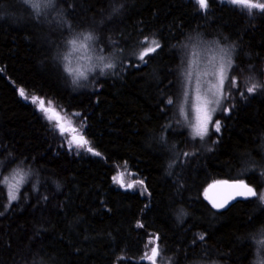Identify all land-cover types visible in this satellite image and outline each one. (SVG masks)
Wrapping results in <instances>:
<instances>
[{
    "label": "trees",
    "instance_id": "obj_1",
    "mask_svg": "<svg viewBox=\"0 0 264 264\" xmlns=\"http://www.w3.org/2000/svg\"><path fill=\"white\" fill-rule=\"evenodd\" d=\"M51 12L0 0V180L28 173L11 204L0 183V264H151L142 257L157 245L163 264H252L264 204L249 197L215 210L203 194L237 178L264 188V88L246 91L264 82V11L222 0L207 9L196 0H55ZM81 33L107 53L152 39L161 47L146 64L77 87L63 52ZM210 47L229 50L233 63L222 110L203 140L192 139L178 113L183 73ZM33 95L72 117L88 143L67 146ZM119 172L132 189L114 183Z\"/></svg>",
    "mask_w": 264,
    "mask_h": 264
},
{
    "label": "snow or ice",
    "instance_id": "obj_2",
    "mask_svg": "<svg viewBox=\"0 0 264 264\" xmlns=\"http://www.w3.org/2000/svg\"><path fill=\"white\" fill-rule=\"evenodd\" d=\"M230 3L234 5H241L244 7H247L249 9L255 8L260 9L261 11H264V3H258L253 2V0H229ZM197 3L199 4L201 9H207L208 7V0H197ZM39 7V5H36ZM95 37L91 34H78L74 36L72 39H69L67 43L71 45V49L73 52L81 51V52H87L89 49V42L93 41ZM141 45H145L148 43L147 38H144L142 40ZM152 46L151 47H144L142 51L139 52L138 59L146 64L147 60H145V57L148 56L150 53H154L161 47L160 43L156 39H152L151 41ZM221 53L220 56V63L219 66L215 70V74L218 76L219 83H213L210 85V87L201 88V81L199 77H197V83L194 88V94H190L187 88L182 87V103L179 105V114L181 117L184 118V121L187 124V127L190 129V135L192 139L200 138L201 140L204 139L205 136L209 133V124L212 123L213 114L217 111V107H212V105L219 106L222 102L223 98H226L224 96L223 92V86L225 84V81L228 80V69L232 66V60L229 56V53L226 49H220ZM225 57H228L225 59ZM83 58V57H82ZM64 60H68V56L65 55L63 57ZM88 59H91V57H88ZM97 59L104 61L107 59V57L103 55H97ZM115 67V65L111 62L105 63L104 68L112 69ZM64 71L71 75L73 73V68L71 66V63H67L64 65ZM103 71V69H101ZM207 75V73H204ZM80 76H83V73L79 74ZM185 79H191L192 73L190 71H186L183 73ZM237 81L233 77L230 81L231 85H235ZM264 88V82H253L250 86L246 88L247 93H254L257 91V89ZM19 95L22 98L28 99V97L25 95L24 90L21 88L19 90ZM243 96L244 94L241 93ZM31 103L35 104L37 107V110L42 112L45 116V118L49 121V123L52 122L53 117L56 118L57 121L60 120L59 115L55 112L52 101L49 100L47 102V106H45V100L41 97H38L36 95L31 96ZM168 104H173L174 101L172 99H168ZM49 113H52L51 115ZM75 115H79V113H76ZM215 131H220V122L217 120L215 121ZM56 128L59 129L61 135L66 131V129L63 127L62 124L57 123L55 125ZM163 139V137H161ZM73 141L76 142L77 147H79L82 143H88V141L84 138V135H81L78 139L76 137H73ZM73 141H69V145L71 146ZM89 152L93 151L92 147L88 148ZM95 155L99 156V152H95ZM185 155H189V153H185ZM171 167V165H169ZM28 177V173L24 172L22 169L14 170L11 177H3V180H0V183L6 184L7 186V193H8V200L9 204H11L12 201H15L18 199V192L20 190V187L25 183L26 178ZM113 180L120 183L121 187H124V184L118 180L117 177H113ZM136 184H142L143 181L137 180L135 182ZM217 183L227 185L228 188L232 189L233 192L231 195H229L224 201L217 203L215 201L212 202L214 208H223L228 203L230 199H234L235 196H242V197H254L257 198L261 203H264V192L258 193L257 190L250 186V183H245L243 179L237 178L233 182L229 181H218ZM134 185L132 183L127 184L128 189H132ZM147 191V189H145ZM185 215L183 209L178 210V216ZM139 227H142L143 225H138ZM262 233H264V229L261 230ZM158 239V237H157ZM200 239H203V236L201 235ZM151 243V242H150ZM258 244L261 246H264V240L257 241ZM123 259V257L119 258ZM142 259H147L151 262V264H163L164 257L161 255V249L159 246H154L151 248V254L145 255L142 257Z\"/></svg>",
    "mask_w": 264,
    "mask_h": 264
},
{
    "label": "rangeland",
    "instance_id": "obj_3",
    "mask_svg": "<svg viewBox=\"0 0 264 264\" xmlns=\"http://www.w3.org/2000/svg\"><path fill=\"white\" fill-rule=\"evenodd\" d=\"M222 1H229V0H222ZM47 13L52 14V12H47ZM74 36H76V35H74ZM74 36H71V38L69 37V39H72ZM95 44H96L95 40H93V41L89 42L90 46H89V49L87 52L77 53V52H73L71 49V45H69L66 42V47H65L64 52H63V57L65 55L68 56V60L63 59V65H65L67 63L72 64V62L74 60H76L79 57L84 56L86 54L90 55V56L103 55L105 57L111 58V62L114 63L115 67L110 69V70H107L106 73L103 75L98 70L94 71L92 74L89 75L88 82H90V80L92 82L94 79H101V78L107 76L108 74L112 73L114 70L119 69L122 66H127L132 61H139V59H138L139 52L142 51L144 47H151L152 46V44L147 45V46H142L141 48H139V50L137 52L136 51L132 52V51H128V50L127 51L126 50L121 51V50L111 49L107 53L105 51H102L98 47H96ZM220 49H224V48L216 49L215 47L214 48L210 47V48H206L200 52L193 53L191 55V59H190V62L188 64V71H190L192 73V78L186 79V81H185V88H187V90L189 91L190 94H194V88H195L196 83H197V77H199V79L201 81V88L202 89L210 87V85L213 83H216V84L219 83L218 76L215 74V70L219 66V63H220V56H221V53L219 51ZM227 51H228L229 56L231 58L230 51L229 50H227ZM227 58L228 57H225V59H227ZM204 73H207V75H205ZM77 87H80V86H77ZM223 92H224V86H223ZM182 99L183 98L181 97L180 103H182ZM223 100H224V98L222 99V102L219 106L212 105V107H217V111L213 114V117L216 113H218L220 110H222ZM180 103H179V105H180ZM45 106H47V102H45ZM53 108H54L55 112L59 115L60 120L57 121L56 118L53 117V120L50 124L54 127V129L58 133H60V131L58 128L55 127V125L57 123L62 124L63 127L66 129V131L63 133V135L67 141L66 142L67 146L72 147V148L76 147L77 145H76V142L73 141V137H76L78 139L81 135H83L82 131L74 125L73 118L68 117L62 109H60L59 107H56L54 105H53ZM40 113L43 115L44 119L49 123V121L45 118L44 114L42 112H40ZM49 114L51 115L52 113H49ZM179 117H180L181 121L187 126L186 122L184 121V118L181 117L180 114H179ZM188 130L190 131L189 128H188ZM69 141H73L71 146L69 145ZM11 175L12 174H10L8 177L10 178ZM114 177H117L118 180L124 184V188H127L128 183L127 184L124 183V175L122 173L119 172ZM114 183H118V182L114 181ZM119 185H120V183H119ZM261 192H264V188ZM7 195H8V193H7ZM263 238H264V236H263Z\"/></svg>",
    "mask_w": 264,
    "mask_h": 264
},
{
    "label": "clouds",
    "instance_id": "obj_4",
    "mask_svg": "<svg viewBox=\"0 0 264 264\" xmlns=\"http://www.w3.org/2000/svg\"><path fill=\"white\" fill-rule=\"evenodd\" d=\"M23 3L29 8H31L34 14L39 15L44 12L53 11L55 0H23ZM37 4L39 5V7L36 6ZM3 18L4 15L0 14V19ZM76 52L79 53L81 51ZM88 57H91V59H88ZM108 62H111L110 57H107V59L104 61L98 60L97 56H90L87 54L79 57L78 59L74 60L71 64L74 70L73 73L69 75L71 84L74 86H84L88 83L89 75L97 70L102 75L105 74L107 70H110L108 68H104V64ZM101 69H103V71H101ZM80 73H83V76H80ZM260 240H264V238H258L254 241V243L257 245V250L252 264H264V246H261L257 243V241Z\"/></svg>",
    "mask_w": 264,
    "mask_h": 264
},
{
    "label": "water",
    "instance_id": "obj_5",
    "mask_svg": "<svg viewBox=\"0 0 264 264\" xmlns=\"http://www.w3.org/2000/svg\"><path fill=\"white\" fill-rule=\"evenodd\" d=\"M213 182L212 184H210L204 191V199L205 201L215 210H223L225 208H227L230 204H232L233 202L237 201V200H244L247 199L246 197H242V196H235L234 199H230L228 201V203L225 205V207L223 208H214L212 202L215 201L217 203H220L222 201H224L229 195L232 194L233 190L228 188L227 185L224 184H220ZM230 183L233 181H229Z\"/></svg>",
    "mask_w": 264,
    "mask_h": 264
}]
</instances>
